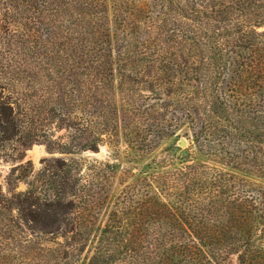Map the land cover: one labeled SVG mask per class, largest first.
Segmentation results:
<instances>
[{
    "label": "trees",
    "instance_id": "1",
    "mask_svg": "<svg viewBox=\"0 0 264 264\" xmlns=\"http://www.w3.org/2000/svg\"><path fill=\"white\" fill-rule=\"evenodd\" d=\"M61 7L66 99L34 115L35 131L49 129L56 114L93 142L102 141L94 129L113 137L111 127L119 128L143 162L184 126L211 162L264 181V0H62ZM70 107L85 110L71 118ZM14 115L0 110V122L14 128ZM43 133L48 152L63 153L61 139ZM24 159L6 190L0 185V264H62L59 254L86 250L102 203L84 184L65 202L43 200ZM160 165L145 166L142 201L134 188L124 192L88 264H224L230 256L264 264V187L207 163L152 173ZM44 237L58 248L28 246Z\"/></svg>",
    "mask_w": 264,
    "mask_h": 264
},
{
    "label": "rangeland",
    "instance_id": "2",
    "mask_svg": "<svg viewBox=\"0 0 264 264\" xmlns=\"http://www.w3.org/2000/svg\"><path fill=\"white\" fill-rule=\"evenodd\" d=\"M61 6L62 0H0V110L12 107L15 113L12 122L14 128L11 124L0 122V185L6 190V178L12 168L19 165H15L17 158L24 155L23 163L30 161L31 164L27 176H35L43 200L55 202L64 199L65 202L72 198L75 186L81 190L82 184L86 185L87 191H93V195L100 198L98 201L102 206L97 211L96 227L86 250L73 257L69 256L68 259L63 253L59 254V257H64L62 264H88L100 230L110 212L122 202L129 188H134L138 195L137 201L143 200L144 189L140 180L145 178V166L152 160L162 163V168L152 171L157 175L175 172L191 163H207L225 168V171L234 173L239 178L257 182L258 186L250 184L252 189L264 187V181L258 182L245 174L232 171L231 168L211 162L196 147L191 136H187L190 132L184 126L176 137L162 142L143 162L125 144L119 128L115 130L111 127L113 137L108 136L101 127L94 129V134L101 137L102 141L93 142L90 134L84 130L72 131L63 127L60 114H56L54 117L50 116L52 119L49 129L41 130L39 127L40 130L35 131L31 122L34 117L46 113L52 107L48 106L49 103L58 107L66 99L63 85L66 31ZM260 32H264V28ZM84 110L70 107L68 113L72 118L81 116V111ZM83 118H88L87 114ZM61 126V130L57 129ZM46 130L50 131L52 140L60 138L64 143L63 153L56 150L53 154L48 152L47 146L52 145L49 137H43ZM182 140L185 141V146L181 144ZM21 143H28L30 147L24 150ZM135 162L139 165H135ZM111 165H115L116 169ZM134 167L138 170H133ZM26 189L24 182L17 186L18 192ZM32 237L33 235L30 239L34 240ZM58 242L61 243L62 239ZM30 243V247L58 248L50 237ZM237 259V256H230L224 264H238Z\"/></svg>",
    "mask_w": 264,
    "mask_h": 264
},
{
    "label": "water",
    "instance_id": "3",
    "mask_svg": "<svg viewBox=\"0 0 264 264\" xmlns=\"http://www.w3.org/2000/svg\"><path fill=\"white\" fill-rule=\"evenodd\" d=\"M181 144L183 145V146H185L186 145V143H185V141H181Z\"/></svg>",
    "mask_w": 264,
    "mask_h": 264
}]
</instances>
